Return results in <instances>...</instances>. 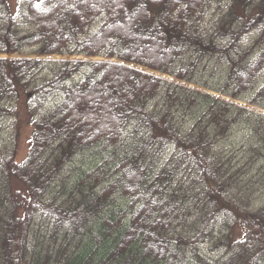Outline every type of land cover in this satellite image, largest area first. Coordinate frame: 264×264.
<instances>
[{
  "label": "trees",
  "instance_id": "trees-1",
  "mask_svg": "<svg viewBox=\"0 0 264 264\" xmlns=\"http://www.w3.org/2000/svg\"><path fill=\"white\" fill-rule=\"evenodd\" d=\"M0 54V119L32 129L24 159L18 132L0 148V264H264V115L227 100L264 110V0H0ZM204 61L225 66L217 97L164 78ZM240 123L238 152L221 141ZM124 137L112 175L102 151Z\"/></svg>",
  "mask_w": 264,
  "mask_h": 264
},
{
  "label": "rangeland",
  "instance_id": "rangeland-1",
  "mask_svg": "<svg viewBox=\"0 0 264 264\" xmlns=\"http://www.w3.org/2000/svg\"><path fill=\"white\" fill-rule=\"evenodd\" d=\"M13 2V4H15L16 0H11ZM213 15V12L211 10L208 11L207 16L205 18V22L208 23L210 21L211 16ZM204 23V22H203ZM205 23H204V27L205 28ZM29 29V26H27ZM26 27L24 26L23 29H25ZM219 42H222V40H219ZM252 40L247 39L245 41V46H249L252 45ZM15 57L13 58H30V59H36V58H40L37 55H34L33 53L29 52H25L22 54H15ZM8 56L5 54H0V58H7ZM68 58L67 55H52V56H48V57H41V59H56V60H61V59H65ZM74 59H83L86 61H102L105 60L100 59V58H88V57H75ZM223 71H225V66L223 65H219L217 63H215L214 61H204L201 66L198 67V71L196 73V75L194 76V79L191 80V83H188L186 79L184 80H180V79H176V78H170V77H166L167 79H170L173 83L177 84V85H183L184 87H188L191 89H195L200 91L201 93H206L212 96L217 97L218 93L213 92V90L211 89V87L213 88H217L219 86L222 85V82L220 81V78L224 75ZM191 78V77H190ZM264 83V72L263 75L260 76V78H258V80L256 81V87L258 89V86H260L261 84ZM212 90V91H211ZM227 100L231 101V102H235L237 105L243 106L247 109H250L252 111H259V113L264 115V110L262 109H258L256 108V106H252L247 104L246 102H241V101H234L231 100L230 98H227ZM23 115V112H21ZM24 117V115H23ZM190 119H192V116L189 117ZM28 122V121H27ZM19 129V130H18ZM31 126H29V123L23 125L22 127H17L15 119L14 120H9V119H4L1 118L0 119V148L5 149L6 147H12L13 146V138L16 137V133L18 132V140L20 141V143H18L17 146V150H18V161H20L21 159H24L27 156V153L29 151V143H27V141L30 138L31 135ZM248 129L247 126L244 125L243 123L237 124L235 125L231 132L230 135L228 136V138H226L225 140L221 141L223 146L229 147L232 150L235 151H240L242 145H243V149H246L247 147V136H248ZM140 138H142V135L139 136ZM140 140L139 138H137V141ZM124 141L125 144L123 146H121L120 144H116V145H112V148L103 150L102 152V156L105 157V159L107 160V166L105 169V171H110V174L115 175V171H116V165H117V159H115L113 156V154H117V156L119 158H123L125 156V153L128 151V147H129V142L128 140L124 137ZM246 141V142H245ZM250 141V140H249ZM15 145V143H14ZM100 150H97L93 153H86L83 156L79 157L76 159V161L72 162L69 164V167L66 169V176H68V182L69 184L67 185V192L64 190L61 192L62 190V185L61 184H57L54 191H57V194H59V202L62 204H67L68 199H66L64 196V193L66 194H70L72 196V201L73 202L75 200V198L77 199L78 197H80L81 195L77 192V190H74V184H73V180L75 177L78 176L79 171H89L91 167H93L96 163L98 164L99 162V158L101 154H98ZM109 161V162H108ZM77 170V172H76ZM11 187L13 190V193L16 192H21L22 188L19 184H17L16 181L12 180L11 183ZM234 195L236 194L235 191L232 192ZM233 195V196H234ZM74 198V199H73ZM116 205L120 206V208H123V203L120 199L116 198ZM69 203V202H68ZM70 204V203H69ZM49 224L50 228L53 227V223H51L50 219L47 217H43L41 215L38 216L37 218V222L35 224V228H34V234L35 233H39L41 234L42 230H43V226L44 224ZM235 229V227L233 228ZM44 232L46 233V226L44 227ZM233 232L235 233L236 237L239 236L240 234V230L238 228L235 229V231L233 230ZM214 246V247H213ZM38 250V249H37ZM39 251L41 252L42 250L39 249ZM201 253H203L205 256L209 257L212 261H215L217 259H219L224 253V249H220L217 248L216 243H213L212 245L210 243L204 244L201 249H200ZM43 256V254H42ZM43 259V258H42ZM41 259V261H42Z\"/></svg>",
  "mask_w": 264,
  "mask_h": 264
}]
</instances>
